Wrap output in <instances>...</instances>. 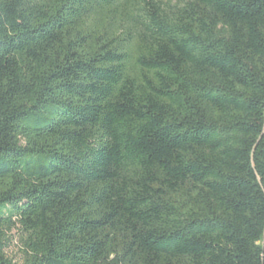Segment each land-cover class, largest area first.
<instances>
[{
  "label": "trees",
  "instance_id": "16d2710c",
  "mask_svg": "<svg viewBox=\"0 0 264 264\" xmlns=\"http://www.w3.org/2000/svg\"><path fill=\"white\" fill-rule=\"evenodd\" d=\"M0 264H264V0H0Z\"/></svg>",
  "mask_w": 264,
  "mask_h": 264
},
{
  "label": "rangeland",
  "instance_id": "374dc122",
  "mask_svg": "<svg viewBox=\"0 0 264 264\" xmlns=\"http://www.w3.org/2000/svg\"><path fill=\"white\" fill-rule=\"evenodd\" d=\"M21 244L18 235L15 234L11 246L7 249V255L12 257L15 261L20 260L22 253L20 252Z\"/></svg>",
  "mask_w": 264,
  "mask_h": 264
}]
</instances>
